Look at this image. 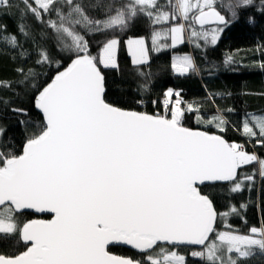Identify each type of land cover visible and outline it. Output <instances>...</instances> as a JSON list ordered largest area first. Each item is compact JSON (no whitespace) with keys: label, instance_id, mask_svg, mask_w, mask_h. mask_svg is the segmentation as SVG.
Instances as JSON below:
<instances>
[{"label":"snow or ice","instance_id":"obj_1","mask_svg":"<svg viewBox=\"0 0 264 264\" xmlns=\"http://www.w3.org/2000/svg\"><path fill=\"white\" fill-rule=\"evenodd\" d=\"M22 3L23 12L41 26L39 32L19 26L36 49L35 65L28 67L25 61L16 67L14 83L0 78V91L17 95L21 87L35 89V107L43 123L20 153L11 146L0 147V248L16 242L26 246L18 255L0 254V264H188L182 248L203 264H236L253 249L264 253V225L252 227L251 235L219 231L218 217L226 220L239 212L235 206L218 212L210 193L201 187L222 184L230 193L242 192L255 182V174L243 169L258 163L264 177V159L220 135L184 126L185 113L199 109L182 108L179 91L166 92L164 115L121 109L105 95L103 70L119 68L120 33L141 18L147 20L150 45L146 38L126 41L137 65L149 62L150 46L160 52L185 43L186 26L195 47H201L200 40L215 45L223 28L209 33L204 26L231 23L217 10V0ZM251 4L252 0H237L227 9L235 19V8ZM14 6L13 0H0V11ZM92 9L99 13L93 15ZM92 37L98 40L95 53ZM3 38L22 57L27 55L15 35L6 33ZM46 41L54 42L52 48L71 62L46 86L36 88L38 69L61 68ZM172 67L178 75L196 71L189 55L176 56ZM12 111L26 115L22 108ZM210 122L226 130L222 117ZM5 132L0 127V139L7 142ZM242 132L264 145V117L255 118L252 126L245 118ZM27 210L52 218L21 222ZM113 243L131 246L141 258L111 254Z\"/></svg>","mask_w":264,"mask_h":264},{"label":"trees","instance_id":"obj_2","mask_svg":"<svg viewBox=\"0 0 264 264\" xmlns=\"http://www.w3.org/2000/svg\"><path fill=\"white\" fill-rule=\"evenodd\" d=\"M236 2L237 0H217V10L231 23L227 27L218 26L223 31L215 45H209L202 40L199 48L190 44L186 26L188 41L185 44L160 52L152 50L150 46V61L144 65L132 63L124 42L130 37L146 38L150 45L151 28L147 20L141 18L127 32L120 33L123 46L117 58L119 68L103 70L107 101L125 110L164 115L162 101L166 92L169 89L179 91L180 99L184 102L182 108L192 105L199 109L198 112L185 113L184 126L219 134L229 143L244 144L247 150L264 159V145L256 143L255 139H250L242 132L245 118H248L252 126L255 117L264 114V0H252L250 6L235 8L238 16L233 19L227 6H234ZM13 3L15 6L10 10L0 11V78L14 83L17 78L16 67L22 66L25 61L28 67H33L36 59V49L31 39L21 35L19 26L23 24L33 32H39L41 26L30 14L23 12L22 0H13ZM91 13L97 15L99 10L92 9ZM195 27L199 29L198 25ZM5 28L8 36L17 37L26 56L22 57L19 50H13L3 38L6 35ZM91 39L95 53L98 40L95 37ZM44 43L52 52L53 58L61 60L62 63L60 69L55 65L38 69L36 88L46 86L58 70H63L71 62L52 48L54 42ZM174 54H190L196 71L177 75L172 67ZM17 91V95L0 91V127L6 129L5 136L8 137L7 142L0 139V147L11 146L15 152L20 153L26 140L38 131L43 117L35 107L36 90L21 87ZM2 100H7L8 103L5 104ZM152 101H156L155 105ZM12 108H22L26 115L14 113ZM214 117L225 120V131H219L216 123L210 122ZM200 123L206 125L200 127ZM243 171L247 174L254 173L255 182L246 186L242 192L230 193L224 185L202 187L203 191L210 193L218 212H228L232 206L239 212L238 215H230L226 220L218 217L219 231L230 230L238 235H251L252 227L261 228L264 225V177L259 174V164L247 165ZM34 218L36 217L31 214H24L20 220L27 222ZM225 224L231 225V229H226ZM25 250L26 246L22 242H16L0 248V254L14 256ZM109 251L123 257L141 258L140 255L123 248H110ZM181 253L186 256L188 264H203L198 258L192 257L188 249L182 248ZM236 264H264V253L253 249L252 255L246 259H238Z\"/></svg>","mask_w":264,"mask_h":264},{"label":"water","instance_id":"obj_3","mask_svg":"<svg viewBox=\"0 0 264 264\" xmlns=\"http://www.w3.org/2000/svg\"><path fill=\"white\" fill-rule=\"evenodd\" d=\"M217 24H215V23H209V24H206L205 26H204V28L205 27H211V26H216ZM199 26V25H198ZM105 92H106V90H105ZM37 111H38V113L43 117V115H42V113L37 109ZM191 129V128H190ZM192 130H199V131H205V130H201V129H192ZM205 132H207V131H205ZM209 134H215V133H210V132H208ZM215 135H219V134H215ZM221 136V135H220ZM222 137V136H221ZM223 139H225L224 137H222ZM226 140V139H225ZM227 141V140H226ZM228 142V141H227ZM214 184H206V185H204V186H201V187H205V186H213ZM217 185H222V184H217ZM26 214H31V215H33V216H35L36 218H34V219H32V220H35V219H43V220H48V219H44L43 217H49V219H51L52 217H51V214H48V213H36V212H34V211H32V210H27L26 211ZM218 220V219H217ZM192 249H194V250H200V246H190ZM110 248H123V249H126V250H128V251H131V252H134V253H136V254H138V255H140L139 253H138V251L137 250H135V249H133V248H131V246H129V245H124V244H121V243H113V244H110L109 245V249ZM111 253V252H110ZM111 254H113V255H116V254H114V253H111ZM116 256H119V255H116ZM120 257H123V256H120Z\"/></svg>","mask_w":264,"mask_h":264},{"label":"rangeland","instance_id":"obj_4","mask_svg":"<svg viewBox=\"0 0 264 264\" xmlns=\"http://www.w3.org/2000/svg\"><path fill=\"white\" fill-rule=\"evenodd\" d=\"M218 26H222V25L211 26V27H213V28L205 27V28H208V29H204V30H206V31H208L209 33H211L212 29L217 28ZM198 30H199V29H198ZM221 33H222V32H221ZM221 33H220V35H221ZM188 34H189V33H188ZM220 35H219V37H220ZM126 41H127V40H126ZM126 41L124 42V47H125V49H126L128 55L130 56V58H131V60H132V63H133V59H132V56H131L130 52L128 51ZM187 41H188V36H187V32L185 31V42H187ZM189 42H190V39H189ZM199 42H200V41H199ZM202 42H204V41L202 40ZM183 44H185V43H183ZM183 44H179L177 47L182 46ZM190 44H191V42H190ZM208 44H209V45H212V44H210V43H208ZM122 46H123V45H122V42H121V45H120V47H119L118 54H119V52H120ZM177 47H176V48H177ZM180 55H189V56H191L190 54H174V55H173V62H174L175 57H176V56H180ZM191 57H192V56H191ZM192 59H193V57H192ZM149 61H150V55H149ZM193 61H194V60H193ZM133 64H134V63H133ZM146 64H147V63H146ZM134 65H137V64H134ZM174 71H175V70H174ZM175 73H176V71H175ZM176 74H177V73H176ZM177 75H178V74H177ZM257 117H264V114H262V115H257ZM257 117H255V118H257ZM205 125H206V123H205L204 125H202L201 123L199 124L200 127L205 126ZM217 128H218V127H217ZM218 129H219V128H218ZM238 144H240V143H238ZM240 145H242V146L244 147V149H245L248 153H250V154H254V152L247 150V149H246V146H245L244 144H240ZM231 255H232L233 257H236V256H237L236 253H232ZM194 258H195V257H194ZM246 258H247V257H246ZM246 258H240L239 260L246 259Z\"/></svg>","mask_w":264,"mask_h":264}]
</instances>
